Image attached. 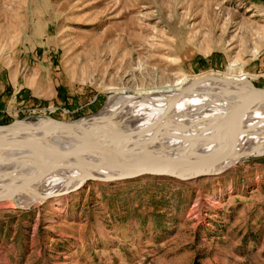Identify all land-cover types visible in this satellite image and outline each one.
I'll list each match as a JSON object with an SVG mask.
<instances>
[{"label":"rangeland","instance_id":"1","mask_svg":"<svg viewBox=\"0 0 264 264\" xmlns=\"http://www.w3.org/2000/svg\"><path fill=\"white\" fill-rule=\"evenodd\" d=\"M228 75L264 89V0H0V126L22 121L0 130L9 146L42 118L71 125L126 91ZM226 164L0 205V264H264V149Z\"/></svg>","mask_w":264,"mask_h":264},{"label":"bare ground","instance_id":"2","mask_svg":"<svg viewBox=\"0 0 264 264\" xmlns=\"http://www.w3.org/2000/svg\"><path fill=\"white\" fill-rule=\"evenodd\" d=\"M215 78L238 82L216 83L212 80ZM248 82L244 75L210 76L190 82L182 91L176 87L179 83L135 95H128L129 91H126L123 95L114 96L106 108L93 118L71 125L42 118L38 123L40 134L26 136L20 139L18 145L3 144L4 136H0V146L6 153L0 152V164L5 167L11 166L18 172L17 169H22L25 164L33 168L47 160L33 175L28 170L18 174H1L8 167L0 168V194L14 192L27 182L28 177L33 176L29 181L32 190L27 195L35 198L0 201V205L25 206L31 201L38 203L47 198L63 197L70 189L60 191L73 186L74 181H81L77 188L85 184L82 175L118 174L132 168H166L174 173L184 169L178 172V176L185 178L200 173L215 174L216 170L217 173L222 172L231 160L264 149V133H256L260 127L264 131V105L260 106ZM182 93L185 95L180 96ZM124 123L125 126L120 129ZM84 129H98L100 135H81ZM126 129L133 136L119 137ZM176 136L179 140L174 138ZM17 138L9 137L12 141ZM36 138H48L56 146L49 147L48 151L36 149L33 153L25 152L22 143ZM165 142L169 143L166 148ZM70 147L86 154V159L73 160L60 154ZM188 148H197L203 156H199L198 152L190 156L181 154ZM159 157L169 161L164 164L150 163L153 158ZM11 177H21L22 180L15 185ZM64 183L67 186L58 187ZM54 187L55 191H51Z\"/></svg>","mask_w":264,"mask_h":264},{"label":"water","instance_id":"3","mask_svg":"<svg viewBox=\"0 0 264 264\" xmlns=\"http://www.w3.org/2000/svg\"><path fill=\"white\" fill-rule=\"evenodd\" d=\"M214 80L216 83H225L226 81H224L223 79H219V78H215L212 79ZM238 81H228L226 83H230V84H234L237 83ZM248 85L250 86V89L252 91L255 92V98L256 100L259 102L260 106L264 105V89L261 88H257L255 87V85H253V83L248 82ZM185 93H182L180 96H184ZM178 96V98L180 97ZM177 99V98H176ZM55 121V120H54ZM22 121H16L12 124L6 125V126H0V130L3 131H8L10 129V127H12L14 124L16 123H21ZM59 123V121H57ZM22 130H27L25 128H23ZM81 135H86V136H98L100 135V131H98V129H84L83 131H81ZM22 146L24 147V151L28 152V153H33L36 151V149H41V150H45L48 151L50 150L49 147H55L56 144L55 142H51L50 139L48 138H36V139H32L30 141H27L25 143L22 144ZM60 149V148H59ZM0 152H2L4 155H6V153L4 152V149L0 146ZM60 154H64V155H68L70 157L73 158V160L77 159V158H81V159H86L87 155L80 152L78 149L74 148V147H70L68 149H66V151H62V153ZM184 170V169H181ZM180 169L177 170L176 173L174 172H170L169 170H167L166 168H160V169H153V168H132L130 170L124 171L122 173H114V174H105V173H96L94 175H82V180L83 183L86 182H101V183H110V182H116V181H122V180H128V179H135L141 176H146V175H152V176H166V177H172V178H176V179H181V180H186L188 178L182 177V176H178V172L181 171ZM206 175H213L210 173H200L196 176H206ZM195 176V177H196ZM32 177H28L27 182H24V184L22 186H19V188L17 190H15L14 192H8V193H4V194H0V201H12V202H16L17 200L21 199L22 197L28 198V199H35L34 197L27 195L29 192H31V188L29 186V181L32 180ZM191 178V177H189ZM12 179V183L13 184H17V182H19L20 180H22L21 177H11ZM76 188L70 189L69 191L66 192V194L68 192L74 191L76 190ZM18 206V205H17ZM21 206V205H20ZM19 206V207H20Z\"/></svg>","mask_w":264,"mask_h":264}]
</instances>
